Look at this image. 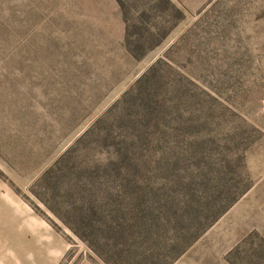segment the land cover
<instances>
[{
    "label": "rangeland",
    "instance_id": "rangeland-1",
    "mask_svg": "<svg viewBox=\"0 0 264 264\" xmlns=\"http://www.w3.org/2000/svg\"><path fill=\"white\" fill-rule=\"evenodd\" d=\"M8 195L59 264H264V0H0Z\"/></svg>",
    "mask_w": 264,
    "mask_h": 264
},
{
    "label": "crops",
    "instance_id": "crops-1",
    "mask_svg": "<svg viewBox=\"0 0 264 264\" xmlns=\"http://www.w3.org/2000/svg\"><path fill=\"white\" fill-rule=\"evenodd\" d=\"M0 205V264H59L64 250L35 240L34 213L14 195ZM55 246V245H54Z\"/></svg>",
    "mask_w": 264,
    "mask_h": 264
}]
</instances>
